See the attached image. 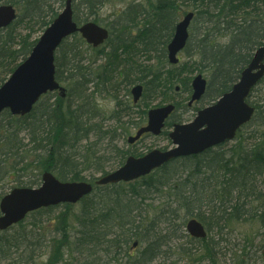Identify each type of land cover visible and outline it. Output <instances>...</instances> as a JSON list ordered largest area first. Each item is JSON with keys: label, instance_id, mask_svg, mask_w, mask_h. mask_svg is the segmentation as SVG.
Masks as SVG:
<instances>
[{"label": "trees", "instance_id": "obj_1", "mask_svg": "<svg viewBox=\"0 0 264 264\" xmlns=\"http://www.w3.org/2000/svg\"><path fill=\"white\" fill-rule=\"evenodd\" d=\"M66 1L55 3L60 8ZM77 1L73 11L80 25L96 15L97 5L112 0ZM142 2L130 1L105 24L110 36L99 47L89 45L79 33L63 40L55 64L65 96L49 92L24 116L9 110L0 114V189L10 183L14 185L8 191L16 186H38L45 172L64 181L94 185L91 194L76 204H62L65 209L59 213L53 214L58 205L43 207L0 230V264H59L67 262L66 255L75 251L95 260L92 264H155L163 248L180 237L178 228L185 227L190 218L201 221L208 232L207 237L197 239L188 234L196 247L193 261L197 264H227L222 243L229 242V234L235 232L245 243L235 246L233 264L258 260L264 264V133L259 139L256 136L253 145L243 144L245 128L254 123L264 126V96L262 103L259 98L252 100L264 78L248 98L256 107L255 114L239 130V141L231 148L221 151L216 146L202 154L178 158L132 181L95 184L96 173L106 174L133 154L114 145L115 130L97 122L96 93L105 91L107 84L108 93L116 92V79L122 77L129 84H145L147 94L153 87L155 93L170 98L179 84L183 94L188 93L192 74L198 70L209 78L210 90L218 98L232 88L255 50L264 45V0ZM55 3L0 0V4L21 10L11 25L0 30V86L31 53L38 41L32 39L35 27L45 29L58 16ZM190 10L195 11L196 18L185 60L172 65L167 47L176 20ZM92 21L99 23L95 18ZM196 34L198 42L193 43ZM130 49L134 51L130 53ZM152 54L153 63L138 60L140 55ZM122 109L115 108L112 119L121 120ZM148 109L137 110L135 128L144 124ZM131 111L135 112L131 108L125 116ZM168 133L165 130L162 134L167 137ZM86 171L91 173L86 175ZM8 191L2 190L0 199ZM47 221H53L55 235L45 239L41 230ZM240 224H247L251 230L238 231ZM135 241L143 246L138 253H129ZM191 250L182 249L181 253L191 257L196 253ZM43 254L48 258L41 263L38 258ZM104 256L109 259L104 260Z\"/></svg>", "mask_w": 264, "mask_h": 264}, {"label": "water", "instance_id": "obj_2", "mask_svg": "<svg viewBox=\"0 0 264 264\" xmlns=\"http://www.w3.org/2000/svg\"><path fill=\"white\" fill-rule=\"evenodd\" d=\"M194 16L188 13L177 26L168 45L171 63L179 61L177 54L186 46L188 28ZM17 18L11 4L0 5V30ZM80 32L89 44L101 45L109 32L101 25L89 21L81 26L74 21L72 0L40 36L29 56L20 63L11 76L0 87V114L9 109L12 114L25 115L32 111L40 97L49 91L60 90L65 96V88L56 79L55 54L64 39ZM264 76V46L260 47L249 65L243 69L240 80L223 94L214 104L200 110L195 119L188 123L176 124L170 132L174 147L153 149L143 156H129L119 168L104 174L96 180L97 185L128 182L150 174L153 170L179 157L205 152L211 147L231 141L237 130L249 122L255 108L247 102L252 88ZM207 81L198 75L193 79L192 101L199 99L206 89ZM142 86L133 88L134 100L141 95ZM172 104L154 108L148 112V125L140 128L132 143L143 133H161L166 118L173 111ZM93 191V185L86 181H62L52 172L42 175L37 187H15L0 200V230H6L24 220L30 212L42 207L62 203H76ZM188 232L196 238H205L207 231L202 222L192 218L187 223ZM137 242L134 243V246Z\"/></svg>", "mask_w": 264, "mask_h": 264}, {"label": "rangeland", "instance_id": "obj_3", "mask_svg": "<svg viewBox=\"0 0 264 264\" xmlns=\"http://www.w3.org/2000/svg\"><path fill=\"white\" fill-rule=\"evenodd\" d=\"M60 0H52V2H57ZM130 1L132 0H112L110 2H106L103 5H97L95 10H94V15L93 17L88 18L90 20H93V18H95L97 21H99V23L102 26H105V24H108L116 15V13L122 9V7H124L126 4L128 5L130 3ZM141 1L142 0H138ZM76 4H78V1H75ZM75 2L73 3V5L75 4ZM59 3H55V9L58 8L59 13L63 10V7L59 8ZM18 14L21 12V10L17 9ZM185 12H183L184 14ZM182 18V16H181ZM46 29V28H45ZM43 27L39 28V27H35V31L33 32V36L32 39H39L40 36L43 34L44 30ZM197 39V34L194 37V40L192 41L193 43H197L198 40ZM221 40L227 41V39H225V37H222ZM134 51V49H130V53H132ZM89 54V53H88ZM149 57H145L144 55H140L139 57V61L143 62L144 64L147 63H153L154 61V57L155 55H147ZM180 56H182L183 61L185 60V53H182ZM25 60V59H24ZM24 60H22L20 63H22ZM101 60H99L100 62ZM104 62V60L102 61ZM19 63V64H20ZM18 64V65H19ZM199 71H194L192 74V77L195 76V74H197ZM138 82H135L133 84H129L125 81V78H118V80L116 79V92H111L108 93L107 90L109 89V84H107V89L105 91H103L102 93H96L95 94V104L97 105L96 108H99V120L97 122L101 121V124L104 125L105 127H110L112 130H115L114 134L115 136L112 137L113 139V143L114 145L118 146L119 148H124L129 150L130 153H138V154H142L144 152H147L148 150L154 149V148H162V147H166V145H170L171 142L170 140L167 139V137L163 134L160 135L158 137L156 136H144L142 139H140L139 141H137L135 144H130L128 143V137L131 134H134L136 129L134 127L135 122H137L139 120V116L137 113V110L141 109V108H152L155 106H160L162 104H165L167 102V100H172L174 97V92H172V97L168 98L169 95L167 96V98L162 94V93H155L154 88L151 87L150 89V93H153V98L150 99L149 95L147 96V99L145 98L140 104H135L133 102V96L131 93V89L132 87L137 84ZM142 83V82H139ZM176 96V95H175ZM264 96V84H260L256 87V91L254 93V97L252 98V100H256L257 98L258 101L260 103H262V101H260V98H263ZM185 98V97H184ZM183 98V99H184ZM54 100V99H52ZM122 101L124 103L129 104L130 106H132V108L134 109V113L133 111H131L130 115L125 116V114H128V110L126 108H123L121 105L120 107H122L123 109V117L121 118V120L116 121V119H112L113 117V111L114 109H118V103ZM190 109H180L179 112L176 113V118L180 115V113H185V119L184 121H189L194 117V111ZM102 118H104L103 120H101ZM259 120V118H258ZM104 121V122H102ZM122 123H121V122ZM172 128L171 127H167L165 130L170 131ZM257 129V130H256ZM245 132V136L247 135V138H244V145L247 146H251L253 145L259 138L260 135L264 133V126L263 125H256L254 123L253 126H249L247 129L245 128L244 130ZM253 133V134H251ZM256 136H258V139L256 140ZM96 138L93 137L91 139V141L93 142ZM239 139L235 138L232 141H229L225 144H222L221 146L218 147V150H224V149H228L231 148L233 144H235L236 142H238ZM89 173H91L90 171H86L85 174L89 175ZM100 175V173H96L95 176ZM87 178H90L89 176H87ZM14 185V183H10L9 185H6L5 189H0V192L2 190L8 191L10 186ZM264 189V187H262ZM65 206L63 205H58L57 209L55 211H53V214L59 213L61 210H64ZM53 226L54 223L53 221H47L44 223V227L41 230V236L42 238L48 239L51 236L55 235V232L53 231ZM179 232L178 234L180 235V237L178 239H175V241L171 242L169 246H165L163 248V252L160 256V258L155 262V264H197V262H194V258H196L197 256V252H196V247L193 246V242H190L188 240V232L185 227H179L178 228ZM238 231L243 232L244 230H251V227L248 226L247 224H240V226L237 228ZM236 230V231H237ZM187 233V235H186ZM236 233V232H235ZM234 234H229L230 238H229V242H223L222 245L225 246L224 247V252L226 254L227 259V264H233V260L231 261V254H233V252L236 250L235 246H239L242 247L244 245V239L241 236L236 237ZM186 235V237L184 236ZM187 240V242H186ZM260 240V238H258V240L255 241V244L258 243V241ZM197 242H194V245ZM182 244V245H181ZM239 244V245H238ZM143 246V244H138V246L136 248H133L132 245L130 246L128 252L129 253H133L136 254L138 253L139 249ZM186 249V250H191L192 252H196L194 255H192L191 257L189 256H185L182 252V249ZM191 248V249H189ZM71 256V257H70ZM66 255L68 261L67 262H61L59 264H92L95 260H93L92 258H88L85 256H82L78 251H75L73 253V255ZM48 258L47 254H43L41 256H39L38 260L41 263H44ZM104 260H108L109 256H104L103 257ZM262 260V259H261ZM100 261V260H98ZM262 261L258 260V261H252V264H260ZM113 264V263H112Z\"/></svg>", "mask_w": 264, "mask_h": 264}, {"label": "flooded vegetation", "instance_id": "obj_4", "mask_svg": "<svg viewBox=\"0 0 264 264\" xmlns=\"http://www.w3.org/2000/svg\"><path fill=\"white\" fill-rule=\"evenodd\" d=\"M132 1H134L135 3H139V2H141V1H138V0H132ZM141 3H143V2H141ZM185 14H183V12H182V14H181V16H184ZM180 16V17H181ZM196 16V13H194V17H193V20L196 18L195 17ZM180 17L176 20V24H175V29H174V33H175V30H176V26H177V24L179 23V20H180ZM110 31V30H109ZM173 36H174V34H173ZM172 36V37H173ZM171 40H172V38H171ZM262 46H264V45H261V46H259L256 50H255V52H254V54H253V56H252V58L254 57V55H255V53H256V51L260 48V47H262ZM252 60V59H251ZM250 60V61H251ZM250 63V62H249ZM249 63L245 66V67H247L248 65H249ZM206 77V76H205ZM207 78V77H206ZM239 79H240V77H239ZM239 79L233 84V86L239 81ZM141 86H142V92H141V95H140V97L139 98H141L139 101H138V103H136L137 101H135V104H140L145 98L147 99V96L149 95V94H147L146 93V90H147V88H146V85L145 84H143V83H139ZM138 84V85H139ZM258 84V83H257ZM257 84L252 88V90L257 86ZM233 86H232V88H233ZM231 88V89H232ZM230 89V90H231ZM230 90H228L227 92H229ZM193 92H194V89H193V85H192V82H191V88H190V91L188 92V93H186V94H183V92H182V90H181V84H179V85H176L175 86V89H174V97H173V99L172 100H167V102L165 103V104H162L161 106L163 107V106H166V105H170V104H172L174 107L173 108H175L170 114H169V116L167 117V119L165 120V125H164V127H165V129L167 128V127H171V128H174V126H175V124L176 123H182V122H185L184 121V119H185V113H180V115L176 118V120L175 119H173V117L176 115V113L177 112H179V110L180 109H190V108H192L191 110H193L194 111V116H196L197 114H198V112L202 109V108H206V107H208V106H210V105H212V104H214L215 102H216V100H217V98H216V96L214 95V93L210 90V84H209V78H207V84H206V89H205V92L203 93V95L199 98V99H196V100H194V101H192V96H193ZM150 93V92H149ZM176 95V96H175ZM185 97V98H184ZM149 98L150 99H152L153 98V93L151 92L150 93V95H149ZM184 98V99H183ZM134 102V101H133ZM252 106H254L255 107V105H252ZM128 108H132V106H130V105H128L127 106ZM197 108V109H196ZM256 108V107H255ZM181 111V110H180ZM170 122H173L172 123V125H170V126H168V124L170 123ZM244 126V125H243ZM243 126L242 127H240L239 129H238V131L240 130V129H242L243 128ZM165 129H164V131H165ZM237 131V132H238ZM152 135V134H151ZM163 135V134H162ZM171 146V144L168 146V145H166V147H170ZM166 147H164V148H166Z\"/></svg>", "mask_w": 264, "mask_h": 264}, {"label": "bare ground", "instance_id": "obj_5", "mask_svg": "<svg viewBox=\"0 0 264 264\" xmlns=\"http://www.w3.org/2000/svg\"><path fill=\"white\" fill-rule=\"evenodd\" d=\"M102 175H104L103 173H100V175H98L97 177H100V176H102Z\"/></svg>", "mask_w": 264, "mask_h": 264}]
</instances>
